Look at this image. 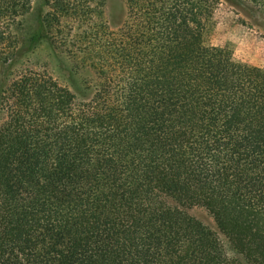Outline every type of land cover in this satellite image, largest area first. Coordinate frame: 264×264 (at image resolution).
<instances>
[{
  "label": "trees",
  "instance_id": "trees-1",
  "mask_svg": "<svg viewBox=\"0 0 264 264\" xmlns=\"http://www.w3.org/2000/svg\"><path fill=\"white\" fill-rule=\"evenodd\" d=\"M31 2L0 0V65ZM125 2L83 53L88 97L46 71L0 84V264H264V68L210 41L220 0Z\"/></svg>",
  "mask_w": 264,
  "mask_h": 264
},
{
  "label": "rangeland",
  "instance_id": "rangeland-1",
  "mask_svg": "<svg viewBox=\"0 0 264 264\" xmlns=\"http://www.w3.org/2000/svg\"><path fill=\"white\" fill-rule=\"evenodd\" d=\"M54 2L32 0L30 10L13 23L12 33L16 38L13 61L10 65H0V84L9 73L23 69L46 71L79 98L88 97L91 91L84 87L95 81L94 66L89 60L82 64L83 53L93 55L91 50L98 38L108 36L121 26L126 19V2L64 0L65 12H56ZM212 25V44L228 43L237 60L264 68V7L246 0H220ZM5 52L0 49V53ZM189 213L202 221L214 238L219 237L210 251H218L221 257L223 252L227 257L213 216L200 206L189 209ZM209 261L206 258L203 264Z\"/></svg>",
  "mask_w": 264,
  "mask_h": 264
}]
</instances>
